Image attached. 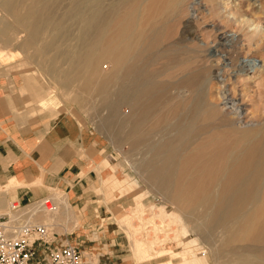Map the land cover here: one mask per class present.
Here are the masks:
<instances>
[{
    "label": "bare ground",
    "instance_id": "1",
    "mask_svg": "<svg viewBox=\"0 0 264 264\" xmlns=\"http://www.w3.org/2000/svg\"><path fill=\"white\" fill-rule=\"evenodd\" d=\"M239 3L240 0L236 4ZM19 6L21 9L18 8ZM227 6L228 2L223 0H0V43L2 44L0 51H3L2 54L4 52L8 54L6 48L11 47L14 50H21L22 53L25 52L23 61L27 64L32 63V60H29L30 53L34 51L33 55L37 54L35 51L37 49L33 50V47L44 39L43 34L46 29L52 30L54 34L46 41L47 48L56 46L59 41L67 42L69 45L64 44L66 47H76L74 55H68V50L67 53L65 50L60 52L61 55L60 53L57 55H60L66 64L64 70L67 76L63 85L81 76H86L89 70L88 73L92 74L93 78L99 76L104 78L101 83L99 82L100 84L98 83L99 92L106 93V86L109 82L113 84L112 87H118L119 95L111 93L115 96L114 98L119 96L113 106L116 110L122 103L127 107L123 110L120 119L121 123H124L120 126L123 127L128 146L125 159L129 162L131 159L128 156L133 155L134 152L140 155V150H138L140 144H153L152 156L154 155L155 158L152 157L154 158L152 165L147 166L150 169L138 168L141 170L138 172L143 177H155V179L159 175L161 177L164 175L160 180L158 178L155 189L158 192L168 190L167 201L173 209L166 211L153 204L151 208H159L156 216L161 220L169 219L179 222L182 230H187L185 233L197 235L190 237L193 246H183L184 252L173 253V255L181 254L182 256V261L178 264H201L197 258L198 254H208L209 257L215 259V264H230L226 260L223 262L219 260L221 258L223 260L225 256L219 252L227 240L228 242L237 241V248L249 253L250 259L247 262H240L241 264H264V121H252L253 118L250 120V116L247 118L245 104L237 101L236 97L224 96V92L223 96L217 95L215 100L208 97L206 93L209 78H205L207 69L204 68L200 71L201 75L199 72L196 73L197 75H187L180 82L183 86L197 89V91L204 89L202 94L195 96L192 94L195 100L189 112L186 113L189 116H187L189 120L186 125L176 130L177 133H173L178 125L170 123L175 119L172 116L174 119L167 123V129L170 130L168 137L164 141L154 140L157 135H162L163 130L159 128V124L164 121L160 115L157 117V108L162 101L160 97L155 96L157 94H154V90L157 93L156 89L160 88V82L156 81V70L152 66L158 57H166L167 61L172 63L178 57L176 56L177 47H173L175 41L162 50H158V45L173 35V32H170L174 27V25L171 27L172 22H177L184 17L183 27L188 28L189 24L193 27L191 23L195 24L193 21L199 17L197 11L200 7L206 10V15L215 11L228 22L237 20L243 24L248 22V25L253 23L252 29L257 31L258 21L253 22L252 18V20L234 18ZM60 8L62 12L58 13L60 16L57 17L55 10ZM7 15L13 17L14 21L9 22ZM65 21L73 27L68 29L67 25H64ZM19 23L23 26L21 29L17 26ZM185 28L182 35H185L183 37L187 39L191 33L189 34ZM20 32L23 35L20 36ZM216 35L217 41L212 47L219 52L222 50H220L222 48L220 39L223 40L233 34L226 36L224 31L219 30ZM239 40L236 41L239 43ZM189 49L192 52L195 50L192 46H189ZM258 56L261 65L256 67L260 68L264 66V42L257 50ZM236 60L232 57V65L236 63ZM105 62H109V67ZM217 63L213 65L216 67L215 77L219 76L221 80L223 78V83L224 81L231 83V78L219 71ZM103 67L108 69H103ZM250 68L246 70L241 68L239 70L242 72L237 74L245 75V80L249 81L258 76L256 73L264 72V68L258 71L255 70V66L254 69ZM52 74L55 76L53 71ZM56 76L58 77L57 72ZM105 95H109L111 99L110 93ZM94 101L93 105L97 102ZM180 116L176 115L175 120H178ZM117 123H119L118 120ZM184 123L182 121V124ZM130 165L133 166L131 163ZM17 184V181L13 182V185L17 186ZM54 194L50 197L51 199H46L51 201L53 199V207L49 204L45 207V200H43L34 201L20 209L19 206L17 210H12L10 202L11 211L7 214L11 219L9 222L14 223L12 225L8 222L7 224L11 227L16 226L19 223L16 218L21 216L25 217L23 220L25 222L41 223L51 227L54 226L52 223H47L49 220L57 222V226L59 222H63L62 220H74L71 224H77L78 221L75 219L68 197ZM5 201V192L0 190V212L7 206ZM58 215L62 220L57 218ZM196 238L202 240V247ZM132 239L129 242L134 256L140 257L142 261L155 257L149 250L155 246L157 240L149 239L150 242H147L145 241L147 239ZM182 243L179 241L178 245ZM168 251L166 247L161 248L157 256L168 254ZM239 254L242 256L241 252ZM164 264L172 263L168 260Z\"/></svg>",
    "mask_w": 264,
    "mask_h": 264
},
{
    "label": "rangeland",
    "instance_id": "2",
    "mask_svg": "<svg viewBox=\"0 0 264 264\" xmlns=\"http://www.w3.org/2000/svg\"><path fill=\"white\" fill-rule=\"evenodd\" d=\"M223 1L228 2V6H227L228 11L232 12L231 14L232 16H234V18L235 17L236 18H249V19L252 18L253 22L258 21L257 25H259L260 27L257 26L258 29L256 31L252 29L253 23L248 25V22L246 24H243L237 20L228 22L225 20V18H222L223 16H221L218 13H215V11L214 12L211 11L212 13L206 15L207 12L202 7L198 8L197 12H198L199 17L196 19V21H193L195 22V24L191 23L193 24V27L190 24L188 28L183 27L184 17L181 18L177 22H172L173 24L171 27H173V25L174 27H173V30L170 32L171 33L173 32L172 33L173 35L169 37L168 39H164L160 43V45H158V50L167 48V46H170L171 43L175 41L176 43H174L175 45L173 44V47L178 48V50L176 48V51L178 52L176 56L178 57H176L177 59H174L175 61H173L175 65L172 62L167 61L166 57L161 56V57H158L157 60L154 61L153 66H152V68L156 70L155 71L156 81L160 82V85H159L160 88L156 89L157 93H155V90H154V94H157L155 96L160 97L162 101V102L160 101L161 103L158 107L160 110L157 108V117L161 116L160 118H163L162 121H164L162 124L160 123L161 125L159 124L160 126L159 128L163 131L161 132L162 135L159 134V136L157 135L154 138V140L156 141H164V139L168 137V133L170 134V130L167 129L168 128L167 123L172 121L174 117L176 119V115L177 116L181 115V116L178 117V120L174 119L173 121L174 123L170 122L172 124H175L176 126L178 125L174 129L175 131L180 129L184 125H186V123L188 122L189 116L186 113L189 112V109L192 107V104L195 100V98L193 99V95L195 96V95H198L199 93L201 94L204 93V89L201 88V89H198L197 91V89L195 90L193 88L183 86L182 84H180V82L182 81L184 76L197 75L198 72L201 75L200 71H202L204 68L207 69V77L205 76V78L206 79L209 78L208 79L209 84H207L208 90L206 93L208 97L215 100V97L217 96V93H216L217 91L221 92L222 94L224 92V95L225 96L228 95V97H232V96L233 98L236 97L235 99L238 98L237 101L244 103L245 106L247 107V108L245 107L247 111V114H246L247 118H249L250 116L249 119L251 120L253 118L252 121H264V72L256 73V75L258 76L253 79H249V81L247 79L245 80V75L237 74L239 72H242V70H239L241 68L246 70L247 68L249 69V67H251L252 69H254V66H255L256 71L264 68V66L260 68L256 67V66L261 65L259 56L257 57V50H259L260 46L264 42V0H240L239 4H236L238 3V0L237 2L236 0H223ZM233 7H236V8H233ZM18 8L21 9L20 6ZM60 10L61 8L55 10L56 12L55 15H57V17L60 16L58 15V13L62 12ZM200 12L202 15L200 14ZM7 18L9 19V22L14 21L13 17L11 16L7 15ZM69 24L70 23L68 21L64 22V25L65 26L67 25L66 27H68V29H71L73 26L70 27ZM17 26L19 27V29L23 27L21 23H19V25ZM184 28L187 29L186 31L189 34L191 33L189 36L187 35L189 37L187 39L183 37L185 35H182ZM219 30L224 31V34H226V36L233 34L229 36L230 38L225 37L226 39L225 38H223V40L222 38L220 39V42L222 44L221 46L222 48L218 46L220 50L222 49L221 51H219L220 53L218 52V50L213 48L214 43L217 41L216 34H217V31ZM73 31L75 32V30ZM53 34L54 32L52 30L46 29L44 31L43 40L45 42L41 40L40 43L37 44L38 47L37 45L33 47V50L37 49L35 50L37 51V54L36 56H34L33 55L34 51L30 53L29 60L30 61L32 60V63L30 62L31 64L30 63L27 64L23 61V58L25 57V52L22 53L21 50L20 51L14 50L11 47H8L10 52L6 48V51L8 52V54H5V52L4 54H2L3 51H0V63L12 62L13 67L26 70L27 74L30 75L33 78V80L37 79L40 84L39 85V88L41 89V92L39 93L40 99L42 98V96L48 94L49 100L51 101L52 104H57V106H61V108L59 109V112H66V113L73 114L82 126H89L91 128L92 132L95 133L96 138L101 144L107 145L109 147V150H106V154L103 155V157L107 158L103 160V164L106 165L105 167L108 170H110V172L106 176H102L101 181L109 182L113 189V192L108 194L106 192L105 187L100 186L97 188V193L101 195V199L103 201L111 202L113 205H115L114 208L110 209V211H112L113 213L111 219L104 220L103 222L104 223L109 222V228L113 229L115 233H118L117 241L120 243V246L129 253L128 257L131 260H133L135 264H164L165 261H168V260H170L172 264H178V262L182 261V256L181 254L173 255V253L178 252V251H180V253L184 252V249H182L183 246H190V247L193 246L190 240V237H196L197 235H193V234L188 235V233H185L186 229L182 230V226L179 222H174L173 220H169V219L161 220V218L156 216V214L159 211V208L157 207L165 209L166 211H171L173 208L171 204L167 201L166 195L168 194V190L158 192L155 189V186H156L155 184L156 183L158 184V181L164 175H162V177L161 175H159V177H157L156 179L155 177H151V178L146 177V176L143 177L139 173L141 170H138V168L145 169L148 165H149L148 167L152 165L151 163L153 162V159L155 158L154 155L152 156L153 144L151 145L149 143L140 144L138 146V150H140L141 154L140 155L135 154L134 152L133 155L131 154V156H128L131 159L129 162L127 161V159H125L128 146H127V142L125 141L124 132L122 130L123 127L121 128V126H123L124 123H121L120 119H121V114L123 110H125L127 107L123 103H122L123 105L121 104V106L119 107L120 109L118 108L116 110L113 107L115 102L118 100L119 96L118 97L116 96V98H114L115 96L112 93L119 95V91H117L118 87L116 86L112 87L113 84L109 82L110 86H109V83H107L106 93L99 92V89H98L99 84L104 78L102 76L101 77L99 76L100 78L94 77L95 78L94 79L93 75L88 73L89 70L86 72V76H81L75 79V81L63 85V83H65V77L67 76V74L64 70V68H66V64L64 63V59H62L60 55L65 50H66L65 53L69 51L68 55L70 56L74 55L76 51V47L75 48L71 46L66 47L69 45V44L67 45V42L62 43L61 41H59L58 43H56V46L47 48L46 41L52 38ZM19 35L21 36L23 35V33L20 32ZM191 35L194 37H192ZM179 39H182V40L179 41ZM189 40L190 41L192 40V41L190 42ZM236 40H239V43ZM61 44L62 45L65 44L66 46L65 45L62 46ZM0 45L2 44L0 43ZM40 46L42 48H39ZM58 46L60 50L57 49ZM189 46L190 47L192 46V48L195 49L194 52H192V50L189 49ZM72 49L74 51H72ZM228 50H230V52ZM38 52L40 55L38 54ZM58 53H60L59 55L60 57L57 56ZM229 53H232V54H229ZM227 57L229 59H227ZM232 57H235V60L237 59L235 63L236 66H234L235 64L232 65L233 63H231ZM33 60H34V63H33ZM52 62H54V64ZM216 63L219 66L218 67L219 71H222V73L225 76H228L231 78L230 79L232 80L231 83H229L230 81H227L228 83H225L226 81H224L223 83L222 82L223 78L221 80L219 76L215 77L214 72H216V67L213 65H215ZM105 64H107L109 67V62L107 63L105 62ZM52 68H54L55 71ZM57 69L58 71H56ZM103 69H108V68L103 67ZM59 70H61V72L63 73H61ZM47 71L50 74L47 73ZM52 71L55 73V76L52 74ZM56 72H57L58 77L56 76ZM89 75L90 76L92 75V76L90 77ZM234 77L236 80L234 79ZM85 84H87L88 86ZM110 89L112 91H110ZM176 90H178L177 93L175 92ZM108 93L111 94L110 95L111 99L109 95L108 96L105 95ZM211 96L214 98H212ZM40 99H38L37 97V104L41 109V106H43V104L41 103ZM93 99L96 100L97 102L94 101ZM109 99L111 102L109 101L108 103L107 101ZM93 101L96 102L97 105L96 103L95 105H93L94 104ZM175 108L179 111L177 112ZM45 109H49V108H45ZM45 109H41V110H45ZM109 112H111V114ZM179 113H182V114H179ZM183 117L185 118L187 117V118L185 119ZM117 120L119 123H117ZM176 121L178 124L176 123ZM182 121L185 123L182 124ZM163 126L167 130L163 128ZM164 129L167 132H165ZM175 131H173V133H177V131L176 132ZM101 150L103 149L101 148ZM152 157L154 158L152 159ZM130 163L133 164L132 167ZM135 166L136 168H134ZM148 167L146 170L150 169ZM1 189L3 188L0 187V190ZM54 193L56 195L59 194L62 196L67 195L66 193H64L63 191L59 189L49 188L48 193L45 196L37 199V201H43V200H46L47 198L51 199L50 197L53 196ZM15 204H17V202H15ZM152 204L156 205L157 207L151 208ZM49 205L51 204L49 203ZM22 206H20L19 209ZM72 209L78 215L77 216L78 218L79 217L78 211H76L74 207H72ZM1 212L7 213L6 211H1ZM57 218H60L62 220V218L59 215L57 216ZM119 218H121L123 222L122 220H118ZM78 219L76 220L78 221V223L77 224L73 223L74 225L71 224L72 221L74 222V220H62L64 223L59 222L58 226H57L58 224L57 222L54 223L51 220L47 221V223H52L54 226V229L59 233H63L64 228L66 232H71L79 227ZM16 220H25V217L21 216V217L16 218ZM13 223L14 222L12 221L9 222V224H12V225ZM128 226H131V228H128ZM183 234L184 236H182ZM131 239L132 240L147 239L145 240L147 242L148 241L150 242V240L152 241L154 239L157 240L155 241L156 242L155 246L149 250L150 253L154 254L153 256L155 257L149 260H146V261H142L140 260V257L134 256L131 250L130 242H129ZM196 240L202 247L203 246L202 240L199 238H196ZM179 241H182L183 243L178 245ZM230 241L229 243L227 240V243L222 247L221 252H219L222 255L225 254V256L223 257V260H221L222 258L219 260L222 262L226 260L228 261V263L230 262V264H241L243 262H247L250 259L249 253L243 250L241 251L240 250L241 248L238 249L236 246L237 241H233V240H230ZM165 247L166 249L169 250L168 254L157 256L159 249L165 248ZM232 251H234L236 254ZM239 252H241L242 256H244L245 258L242 257L241 254H239ZM85 253L87 257L89 255L91 256V254L88 253L87 251H85ZM243 254L248 255V256H245ZM197 258L200 260L201 264H205V263L215 264L214 262H216L215 259L213 257H209L208 254H205V255L198 254Z\"/></svg>",
    "mask_w": 264,
    "mask_h": 264
},
{
    "label": "crops",
    "instance_id": "3",
    "mask_svg": "<svg viewBox=\"0 0 264 264\" xmlns=\"http://www.w3.org/2000/svg\"><path fill=\"white\" fill-rule=\"evenodd\" d=\"M39 85L12 62L0 63V187L7 204L2 211H11L12 201L24 206L49 188L59 189L79 213L78 219L73 211L79 227L58 232L62 237L81 245L85 256L87 251L98 262L135 264L117 241L118 233L103 222L111 219L115 206L97 193L100 186L113 192L109 182L101 181L110 172L103 164L109 147L73 114L59 112L61 106L52 104L48 94L40 99ZM37 97L41 109H49L41 110Z\"/></svg>",
    "mask_w": 264,
    "mask_h": 264
},
{
    "label": "built area",
    "instance_id": "4",
    "mask_svg": "<svg viewBox=\"0 0 264 264\" xmlns=\"http://www.w3.org/2000/svg\"><path fill=\"white\" fill-rule=\"evenodd\" d=\"M49 203L53 207L50 200L44 201L45 207ZM19 206L11 202L12 210ZM9 220L7 213L0 212V264H106L85 256L80 245L62 237L54 227L23 220L11 227Z\"/></svg>",
    "mask_w": 264,
    "mask_h": 264
}]
</instances>
